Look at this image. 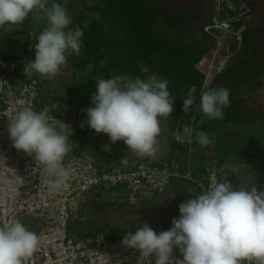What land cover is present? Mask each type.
I'll return each instance as SVG.
<instances>
[{
  "label": "clouds",
  "instance_id": "obj_1",
  "mask_svg": "<svg viewBox=\"0 0 264 264\" xmlns=\"http://www.w3.org/2000/svg\"><path fill=\"white\" fill-rule=\"evenodd\" d=\"M30 14L42 15L46 26L35 36V58L26 62L24 73L51 80L69 54H82L84 33L80 27H69L72 18L57 0H0V29L14 31ZM140 68L148 74L146 78L114 75L96 81L91 95L94 107L86 109L87 125L97 134H106L113 144L123 141L128 153L152 157L162 120L172 117L175 100L166 78L150 73L143 64ZM195 93L191 86L184 96L185 114L195 105L209 120L224 117L223 109L230 106L229 89L202 90L198 104ZM7 131L15 149L34 154L36 165L50 178L49 189L59 188L70 174L63 161L71 151V126L25 108L9 118ZM192 131L183 125L180 135L191 141ZM195 137L201 146L211 143L204 131H196ZM104 150L110 149L104 146ZM23 180L16 176L18 184ZM190 196L179 204V216L172 219L169 230L157 234L144 222L135 232L123 235V245L140 252L137 264H151L153 255L155 264H264V191L256 185L235 190L229 181L217 180ZM40 243L41 237L18 219L0 223V264H24ZM174 248L183 259L174 256Z\"/></svg>",
  "mask_w": 264,
  "mask_h": 264
},
{
  "label": "built area",
  "instance_id": "obj_2",
  "mask_svg": "<svg viewBox=\"0 0 264 264\" xmlns=\"http://www.w3.org/2000/svg\"><path fill=\"white\" fill-rule=\"evenodd\" d=\"M232 3L229 0L226 5L230 10ZM221 9L222 5L217 14ZM40 17L30 14L33 24L23 33H0V223L18 219L41 237L38 250L24 264H137L140 252L123 245L124 234L113 236L99 231L84 239L73 237L72 222L88 203L101 201L105 191H117L120 195L113 201L139 208L164 194L172 181L180 180L193 182L201 193L214 181L235 179L244 170L243 164L208 159L203 173L197 176L190 169L178 170L170 161L142 160L130 170L115 165L103 168L93 152L76 149L63 161L70 172L68 178L59 188L50 190V178L36 165L34 154L15 149L7 131L9 118L25 108L64 120L60 101L45 88L47 78L24 73L26 62L35 58V36L46 26ZM220 22L233 30L228 21ZM220 65L211 62L207 79L211 72L216 76L224 71ZM205 87L206 83L203 90ZM16 176L23 178V183L18 184ZM172 219L149 226L159 234L171 228ZM173 254L183 259L178 248ZM150 260L155 264L154 255Z\"/></svg>",
  "mask_w": 264,
  "mask_h": 264
},
{
  "label": "rangeland",
  "instance_id": "obj_3",
  "mask_svg": "<svg viewBox=\"0 0 264 264\" xmlns=\"http://www.w3.org/2000/svg\"><path fill=\"white\" fill-rule=\"evenodd\" d=\"M229 0H146L145 2L153 7L161 8L166 7L168 10L191 11L198 10V13L202 16V21L198 22L194 17H188L187 19L178 20L177 23H168L165 18V14L151 16L148 11L143 10V13H139L136 17L138 21L140 18L147 19L146 22L152 30H157L162 36H172L182 41L186 46L191 45L193 42H200L203 38V34L208 35L209 40L203 45L207 47L208 52L203 54L198 63L195 64V68L204 75L203 85L197 88V104L199 103L200 92L203 90L204 83H206L205 89L212 84L215 79L214 74L209 73V79H207L208 68L211 62L219 63L220 66L225 67L227 70L232 64L237 61L243 60H262L264 63V31L257 33V30L264 29V0H230L232 4V10L228 5ZM58 3L63 5L67 13L72 18V25L74 27H83L88 30L92 35V40H101L100 31L97 28L100 21V11L88 9L92 6H96L105 12L118 11L119 20L112 18L110 23L103 26L104 32H106L108 38H123L128 33L132 32V26L136 24L133 21H129L127 17L124 19L125 7H120L121 0H57ZM222 5L221 14H217L218 8ZM224 5V9H223ZM135 7V6H134ZM127 9V8H126ZM141 10L135 7V10ZM227 9V10H226ZM225 10V11H223ZM148 17V18H147ZM218 17V18H217ZM234 19V21H233ZM30 20V21H29ZM46 23V19L42 16L39 21ZM185 21V22H184ZM220 21H228L231 24L233 30L229 27L226 28ZM30 26L33 24V20L26 19L23 23ZM145 22V21H144ZM178 22H184L185 25L176 31V25ZM220 22V23H218ZM213 23V24H212ZM211 24L213 26H211ZM138 24H136L137 26ZM215 26H223L221 29H215ZM203 27V32L201 31ZM219 28V27H217ZM223 28V29H222ZM245 32H249V37L245 38ZM200 45V43H198ZM102 48L97 54H101L106 50L105 45H101ZM202 47V46H201ZM134 46L131 50H134ZM259 52V56L255 57ZM82 53V52H81ZM103 58L100 61V66H103L111 71L114 75H127L131 77L140 76L132 72L127 73L124 68H119L118 61L123 59L124 53L120 52L119 55H114ZM68 56L77 57L78 55L72 53ZM222 67V69H223ZM264 66H259L256 72L244 71L240 75H230L223 77L216 84L218 87H225L229 89L230 96H234L240 99V115L236 124L221 123L216 126L212 124L211 130L208 133L211 143L207 145L209 147V159L224 161H235L236 163L243 164L244 170L236 175L235 179L230 180L233 189L239 190L244 188L250 190L252 186L256 185L258 191H264ZM94 63H91L84 69L75 68L67 57V63L62 66L60 73L49 80L44 82L45 87L50 88L52 93L55 94L58 101H74L73 106L78 107V103H92L91 95L96 90V81L100 78H106L105 74L101 71L92 73ZM150 70V68H149ZM246 81L237 83L238 79L243 78ZM236 79V81H235ZM243 80V79H242ZM241 80V81H242ZM235 83V86H232ZM53 84V85H51ZM50 85V86H49ZM204 89V90H205ZM62 106V105H61ZM175 107V106H174ZM62 109V107H61ZM187 127L194 130L196 125L191 118L196 112L195 105L192 106ZM62 115L64 120L65 114ZM186 121V117H184ZM63 120V121H64ZM187 122V121H186ZM177 133V132H176ZM175 137L176 141L181 140V136L177 133ZM195 136L193 135L191 141L189 137L187 143L191 146ZM225 140V154H222L224 161L216 152V146L219 140ZM180 142V141H179ZM195 148L196 145H195ZM213 151V152H211ZM195 156H192V165L200 167L202 166L201 152L197 148L194 150ZM219 158V159H218ZM202 170V167H201ZM106 192V191H105ZM109 191L106 193H112ZM103 193L101 201L90 202L83 209L79 218L72 222L71 233L73 237L78 238L85 235H92L99 231H108L123 235L128 231H134L139 226H142L144 222L149 225L157 222H165L175 217L179 212V204L191 196L200 194L198 187L191 181L180 180L172 181L167 191L149 201L145 205L139 208H132L125 205L117 204L113 201L114 197L108 196L109 194Z\"/></svg>",
  "mask_w": 264,
  "mask_h": 264
},
{
  "label": "trees",
  "instance_id": "obj_4",
  "mask_svg": "<svg viewBox=\"0 0 264 264\" xmlns=\"http://www.w3.org/2000/svg\"><path fill=\"white\" fill-rule=\"evenodd\" d=\"M112 1L114 2L115 0ZM145 1L146 0H121V4L119 5L120 7L117 8L123 9V7H125V14L122 19L127 17L129 21H133L138 24L137 26L134 24L132 26V32L130 34L128 33L121 39L117 37L108 38L106 32L103 30V26L110 23V20H112L113 17L114 19H120L118 16L120 12H105L96 6L88 8L91 10L100 11L101 18L98 22L97 28L100 31L101 40L90 41L92 35L88 33V30H85L80 26L84 33L83 46L81 48L82 54L78 55L77 57L68 56V60L75 68L78 69H84L91 63H94L92 73L95 74L96 72L101 71L105 74L107 79L111 78L113 74L109 69L100 66V61L103 58L112 55L113 53H115L114 55H119L120 52H122L124 53V57L121 59V61H118L119 68H124L127 73L132 72L134 74L141 75L142 78H146L148 74L142 72L140 68V65L143 64L148 69L150 68V73L157 74L159 77L166 78L168 80V90L175 100L174 106L177 108V112H180L181 108L183 107V99L187 94L188 88L191 86L201 87L203 85L204 75H202L195 68V64L198 63L203 54L208 52L209 48H205L203 45L209 40V38L208 35L204 33L203 38L200 40V42L198 41L200 45L195 41L191 45L186 46L182 41H179L175 37L169 35L162 36L157 32L156 29L152 30L151 27L148 26V23L146 22L147 19L145 20L142 17L137 21L136 17L139 15V13L142 14L143 10H145L148 11L153 17L156 15L165 14V18L170 24L177 23L178 20L187 19L188 17H194L196 21L201 22L202 16L198 13L197 9L191 11H181L180 9L168 10L166 7H153L147 4ZM134 6L142 9V11L138 9L135 10ZM184 22H178L176 25V31H180V29L185 25ZM69 27L75 28L72 24ZM262 30L264 31L262 28L256 32L259 33ZM201 31L203 32V27ZM244 37H249V32H245ZM103 44L105 45L106 50L101 54H97L101 50V45ZM133 46L135 48L134 50H131L130 48ZM255 54H257L255 57H258L261 53L259 54L257 51ZM259 66H264L262 60L253 61L250 59L237 61L227 68V70L217 74L212 84L208 88H220L216 86V84L221 78L230 75H240L244 71L256 72L259 71V69L256 70ZM244 78L247 77L238 79L237 83L246 81ZM232 86H235V83H232ZM229 99L230 106L223 109L224 117L222 119L209 120L206 116H203L198 109L196 110L194 114V122L196 125L195 129L193 130L194 136L196 131H204L208 134L213 123H215L216 126L220 125L221 123L236 124L235 121L238 120V116L240 115L241 100L234 96H229ZM201 121L203 122L201 123ZM224 144V139L219 140L217 143L216 152L219 156L225 154ZM222 159V161H224V157ZM199 173L201 175L203 173V169L200 170ZM111 234L113 236L119 235L115 234L114 232ZM86 237H88V235L83 234L79 238L84 239Z\"/></svg>",
  "mask_w": 264,
  "mask_h": 264
},
{
  "label": "crops",
  "instance_id": "obj_5",
  "mask_svg": "<svg viewBox=\"0 0 264 264\" xmlns=\"http://www.w3.org/2000/svg\"><path fill=\"white\" fill-rule=\"evenodd\" d=\"M29 24L30 22L28 24L23 23L19 28L11 32L0 29V33H23L25 32V30H27V28L30 27ZM45 88L49 90L53 87L51 86L50 88ZM72 103H74V101H61V111L66 116L64 122L69 124L72 128V135L70 136L69 140L71 151L76 149H83L93 152L103 168L115 165L123 169L130 170L134 168L139 161L142 160H149L155 163H159L161 161H170L178 170L185 171L187 169H190L195 176L197 174L200 175L199 171L201 170V167L203 169L205 162L209 159V147L207 148V146L199 145L196 138L194 139L191 146L186 142L188 139L187 135H180V142L175 140V137H177V133L183 134V125L187 127L189 124L190 114H185V112L183 111V107L181 108L180 112H177V108L174 107L172 117H169L167 120H162V131L158 138V144L156 145L157 150L154 156L137 157L134 154L128 153L127 146L123 143V141H118L113 144L106 134H97L94 130L88 127V117L86 109L89 107H94V104H90L89 102L83 105V102H81L78 103L77 107L73 106ZM82 109L84 111H81ZM184 117L187 118V122L185 121ZM81 124L84 125L83 128H81ZM195 145L201 152V155L203 153L202 158L204 159V161H202L203 163L201 167L199 165H192V156L196 155V153H194V150L197 149L195 148ZM104 146H108L110 150L105 151ZM67 156L64 159H66ZM125 157L126 160H123ZM103 193H105L106 195L109 194L106 192ZM119 195V192L114 191L108 196H115L116 198Z\"/></svg>",
  "mask_w": 264,
  "mask_h": 264
}]
</instances>
